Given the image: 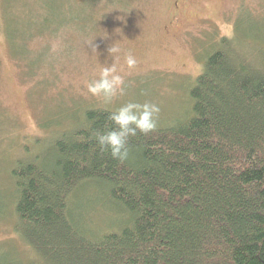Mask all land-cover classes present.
Returning <instances> with one entry per match:
<instances>
[{"label": "trees", "instance_id": "16d2710c", "mask_svg": "<svg viewBox=\"0 0 264 264\" xmlns=\"http://www.w3.org/2000/svg\"><path fill=\"white\" fill-rule=\"evenodd\" d=\"M234 39L204 54L181 120L130 136L125 161L97 143L116 128L98 107L41 158L14 161V230L32 264H264V39L255 51ZM86 184L100 194L81 206ZM92 199L113 215L97 234L78 215Z\"/></svg>", "mask_w": 264, "mask_h": 264}, {"label": "rangeland", "instance_id": "374dc122", "mask_svg": "<svg viewBox=\"0 0 264 264\" xmlns=\"http://www.w3.org/2000/svg\"><path fill=\"white\" fill-rule=\"evenodd\" d=\"M177 6L180 20L174 21ZM223 35L257 50L264 0H0V264L36 261L14 230V161L41 158L48 140L91 107L116 111L130 101L153 102L160 108L157 126L181 120L204 54ZM91 40L97 53L86 44ZM112 43L122 50L116 65L124 94L105 102L86 83L113 62ZM127 52L137 58L135 69L124 63ZM87 184L74 197L81 206L100 194ZM101 202L90 200L78 214L95 234L113 226L99 228L113 216Z\"/></svg>", "mask_w": 264, "mask_h": 264}, {"label": "clouds", "instance_id": "9594fccd", "mask_svg": "<svg viewBox=\"0 0 264 264\" xmlns=\"http://www.w3.org/2000/svg\"><path fill=\"white\" fill-rule=\"evenodd\" d=\"M93 40L87 41L86 44L97 53L96 45L92 43ZM121 51L118 44L112 43L107 52L113 58V62L100 68L98 79L86 83L88 92L93 96L102 97L105 102H111L118 95L124 94V76L119 74L116 65ZM124 63L129 70L135 69L137 58L131 52H127L124 54ZM159 112L158 104L153 102L130 101L120 106L110 113V119L116 128L95 134L101 150L108 149L114 159L120 162L125 161L129 155L128 138L135 136L138 131L145 135L154 131L157 127Z\"/></svg>", "mask_w": 264, "mask_h": 264}, {"label": "flooded vegetation", "instance_id": "af4514ba", "mask_svg": "<svg viewBox=\"0 0 264 264\" xmlns=\"http://www.w3.org/2000/svg\"><path fill=\"white\" fill-rule=\"evenodd\" d=\"M175 4H178V3L176 2ZM178 8H179V7L177 6L176 9H175L176 12H175L174 15H178V14H177ZM174 15H173V16H174ZM173 16H172V17H173ZM173 19H174V21H179V20H180V17H179V15H178L177 17H173Z\"/></svg>", "mask_w": 264, "mask_h": 264}]
</instances>
